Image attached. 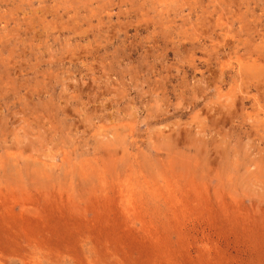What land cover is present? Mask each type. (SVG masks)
I'll return each instance as SVG.
<instances>
[{"label":"rangeland","instance_id":"1","mask_svg":"<svg viewBox=\"0 0 264 264\" xmlns=\"http://www.w3.org/2000/svg\"><path fill=\"white\" fill-rule=\"evenodd\" d=\"M0 264H264V0H0Z\"/></svg>","mask_w":264,"mask_h":264},{"label":"bare ground","instance_id":"2","mask_svg":"<svg viewBox=\"0 0 264 264\" xmlns=\"http://www.w3.org/2000/svg\"><path fill=\"white\" fill-rule=\"evenodd\" d=\"M203 142V141H202ZM262 182V181H261Z\"/></svg>","mask_w":264,"mask_h":264}]
</instances>
